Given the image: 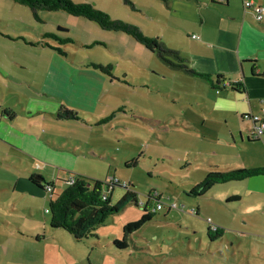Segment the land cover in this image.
<instances>
[{"label": "rangeland", "instance_id": "obj_1", "mask_svg": "<svg viewBox=\"0 0 264 264\" xmlns=\"http://www.w3.org/2000/svg\"><path fill=\"white\" fill-rule=\"evenodd\" d=\"M71 1L88 2L111 19L135 24L144 35L156 37L168 46L186 42L188 30H179L177 23L189 27L199 20L198 13L186 16L184 7L178 5L182 3H176L180 0ZM169 2L174 3L176 13L168 8ZM39 17L41 20H36L26 5L0 0V54L19 66L7 56L16 42L23 44L21 39L13 42V37L30 35L41 49L67 51L65 58L54 51L67 65L62 66L51 54L46 59L39 56L38 70L17 69L14 73L18 80L16 76L9 79L1 75L0 95L20 102L19 107L35 101L41 108L56 109L52 115L55 120H68L55 122L53 129L46 123L44 127L50 138V133L54 136L58 150L62 145H74L66 150L67 157H59L68 166L66 171H71L57 172L60 179L73 172L100 180L114 203L126 191L122 186L105 185L115 178L137 194L138 205H127L97 225L92 236L78 241L63 229L49 226V212L45 209L50 194L45 189L36 192L38 198L33 202H27L33 205L34 216L29 211L8 209L9 203L3 202L0 210L10 220L0 218V227L10 228L18 239L12 242L8 258L0 248V264H264V189L252 193L242 187V182H231L215 185L200 197L186 194L193 182L204 177L205 167L201 164L206 166L208 159H214V149L234 147L233 153L239 154L234 161L264 165V134L249 142L235 134L234 146L229 145L232 138L231 142L224 140L215 146L199 142L191 133L177 132L175 123L185 116L201 124L200 116L206 115L203 99L197 102L185 94L186 83L180 75L171 73L174 71L154 51L124 32L103 30L94 21L62 10H42ZM46 32L73 41L60 44L52 37H44ZM92 62L110 64L111 76L90 66ZM65 109L76 112L77 118L58 117ZM107 118L88 125L87 120ZM82 119L87 123L80 122ZM229 120L227 127L221 121L219 128L242 132L253 128L244 118L241 122L230 115ZM51 168L55 170L53 165ZM5 176L0 171V179ZM59 181L55 183L61 184ZM229 184V192L238 193L240 199L226 200L224 186ZM64 185L56 186L55 191ZM149 193L153 198L148 197ZM157 201L163 206L154 210ZM146 202L147 212L155 215L126 235L125 248H115L113 241L122 239L125 224L140 219ZM36 217L38 228L31 231ZM214 227L223 233L214 232ZM0 237L4 238L3 233Z\"/></svg>", "mask_w": 264, "mask_h": 264}, {"label": "crops", "instance_id": "obj_2", "mask_svg": "<svg viewBox=\"0 0 264 264\" xmlns=\"http://www.w3.org/2000/svg\"><path fill=\"white\" fill-rule=\"evenodd\" d=\"M247 1L264 6V0ZM176 3H182L178 5L184 7L182 10L187 17L190 15L194 17V13L195 15L198 13L199 20L193 21L192 26L189 27L177 23L179 30L183 28L188 30L186 31V42L172 44L169 45L170 47L165 46L176 50L180 56L185 58L187 66L195 72L210 74L213 79L215 76H221L226 84H242L245 87V92L229 88L217 90L205 79L169 66L170 71H174L171 73H177L186 83L185 94L196 98L197 102L199 98H202V104L206 111V115L200 116L201 124L198 125L197 122L185 116L178 121L180 123H175L174 129L186 135L191 133L198 138L199 142H206L215 146L221 145L224 140L231 142L230 138H232V142L229 145L234 146L235 134L247 139V142L251 141L250 139L255 140L256 138L252 136V130L225 131L219 127L221 121L225 127L229 125L230 115L235 116L241 122L244 118L252 124L250 118L244 117V115L257 114L264 109V11L261 19H257L253 8L244 6V0H180ZM168 4L170 5L168 8L173 9L176 13L177 9H174V3L169 2ZM193 35L195 37H192ZM22 37H13V42L21 39L23 44L20 45L16 42L12 47V53L7 54L8 58L12 57L19 66L10 64L9 59L0 54V76L3 75L11 79L16 76L14 71L17 69L22 71L29 67L31 70H38L39 56L46 59L48 54H51V57H56L54 59L61 62L62 66L67 65L56 56L55 50L46 51L43 46L41 49L39 45L28 44L26 41L37 42L30 35ZM159 37L162 40L163 37ZM64 52L65 55H59L63 58L68 57V52ZM30 56L31 59L29 60L28 57ZM55 73L58 74V70H55ZM15 78L18 80L19 77L16 76ZM5 97L3 93L2 96L0 95V112L2 114L0 117V171L3 176L4 173L7 176L3 180L0 179V204L4 206L3 202H7L9 203L8 209L16 208L15 210L19 212L29 211L34 216L33 205L30 206V203L27 202H33L38 198L36 192H43V190L32 183L29 177L33 174L42 175L48 183L53 185L54 191L56 186L58 188L61 184H66L68 177L61 178L64 179L61 181L60 174L57 172L66 171L68 166L61 162L59 157H67L66 150L74 148V145L69 143L70 146L62 145L58 147L61 151L58 150L54 136L50 133L52 137L50 138L44 129L45 123L48 128L53 129L55 122L68 120L57 118L55 120L52 115L55 116L56 109L41 108L35 101L30 100L27 107H19L20 102L14 101L15 99L7 100ZM209 118L210 124H207ZM99 120H87L88 125L92 126L94 122L93 125H97ZM84 121L82 119L80 122L86 124L87 122ZM207 138L209 140H206ZM68 140L70 141L69 138ZM207 152L209 153L210 150ZM211 152L214 159H208L206 166L204 163L201 164L202 167H205L203 169L205 170L204 176L211 170L226 171L240 167H264V165L252 163L249 160L234 161V156L238 157L239 155L233 153L236 152L234 147L231 150L226 148V150L216 151L214 149ZM37 162L45 168L36 169L34 164ZM52 165L54 171L51 170ZM55 180H60L61 184L57 185ZM19 182H21L20 188L17 187ZM231 182H242V187L248 188L247 190L252 193L264 189V177L254 176ZM195 183L193 182V184ZM224 187H227L224 191L226 200L238 196V193L229 192L230 184ZM46 210H48L47 208L45 212H48ZM2 212L0 210V218L6 222L10 220V217ZM11 222L21 225L13 220ZM34 222L36 224L35 229H30L31 231L38 228L37 217ZM2 229L4 230L2 231ZM12 232L10 228L0 227V234L3 233L4 236V238L0 237V248L8 253L7 258L11 252L12 242L14 239H18L12 236Z\"/></svg>", "mask_w": 264, "mask_h": 264}, {"label": "trees", "instance_id": "obj_3", "mask_svg": "<svg viewBox=\"0 0 264 264\" xmlns=\"http://www.w3.org/2000/svg\"><path fill=\"white\" fill-rule=\"evenodd\" d=\"M20 4L26 5L32 12L33 17L40 21L39 11H57L62 10L73 16L84 17L90 21H94L99 27L106 31H120L130 35L133 39L143 44L146 48L154 51L165 63L175 69L183 70L186 73L199 76L205 79L213 88L217 90H226V88L233 89L239 92H245V87L242 84L228 83L226 84L221 76H215L213 79L210 74L198 73L189 68L185 63V58L179 55L176 50L170 49L163 45L162 42L156 37H148L143 34L141 29L132 23L124 22L117 19H111L110 16L103 11L96 9L88 2L74 3L71 0H14ZM127 1V0H126ZM44 37H52L59 41L60 44H65L73 41L70 37H58L54 33L46 32ZM25 40V39H24ZM26 41V40H25ZM30 45H37V42L26 41ZM98 42H94L96 44ZM59 54L65 55L61 48H54ZM170 58V59H169ZM174 59V62L171 60ZM90 66L99 69L105 74L111 76V65H101L99 63H91ZM63 115L58 117L77 118L76 112L65 109ZM101 119L97 123L106 121ZM256 141V139H250ZM136 160L131 161L134 165ZM188 163H186L187 165ZM128 165V164H125ZM264 175V167H240L231 170H211L199 182L193 184L186 194L189 196H203L215 184H221L231 181H241L246 178ZM69 178L74 177V182L71 184L66 181V186L60 191L55 192L51 183H48L45 178L40 174H33L29 177L32 183L48 191L50 196L48 200L49 212V225L51 228H61L69 233L74 239L82 240L88 236L93 235L94 228L105 222L106 219L114 214L122 211L127 205H138L137 194L128 188L127 184H122L118 179L115 182L107 181V187L115 185L125 188V192L114 203L110 198V193L104 191L101 187L100 180H90L82 175L69 173ZM47 191V190H46ZM148 197L151 199L152 194L149 193ZM238 196L232 199L238 200ZM147 203L143 205V214L140 219L134 223H127L124 225L122 232L123 237L121 240L115 239L113 245L115 248L123 249L127 246L126 235L130 232L137 230L144 224L149 222L155 212L149 214L147 212ZM155 210V209H154ZM214 232L221 235L223 230L218 227L212 229ZM210 238V233L207 234Z\"/></svg>", "mask_w": 264, "mask_h": 264}, {"label": "built area", "instance_id": "obj_4", "mask_svg": "<svg viewBox=\"0 0 264 264\" xmlns=\"http://www.w3.org/2000/svg\"><path fill=\"white\" fill-rule=\"evenodd\" d=\"M244 6L245 7H252L255 14H256V18L257 19H261L262 17V13L264 11V6L261 5H255L250 1L244 0ZM192 37H195V35H193ZM1 112H0V117H1ZM244 117H249L250 120L252 121L253 124V128H252V136L256 139H258L259 137H261L264 134V109H262V111L260 113H254L249 115H244ZM36 169H41V168H45V166H41V164H39L38 162L34 164ZM117 179L115 178H111L109 181L115 182ZM68 181L69 184H71L72 182H74V177H68V179L66 180ZM47 191L51 190V187H47L46 188ZM162 204L160 202H156L155 205V210L161 209L162 208ZM171 207L175 206V203L170 205ZM48 211V210H46Z\"/></svg>", "mask_w": 264, "mask_h": 264}, {"label": "water", "instance_id": "obj_5", "mask_svg": "<svg viewBox=\"0 0 264 264\" xmlns=\"http://www.w3.org/2000/svg\"><path fill=\"white\" fill-rule=\"evenodd\" d=\"M63 30V29H62Z\"/></svg>", "mask_w": 264, "mask_h": 264}]
</instances>
